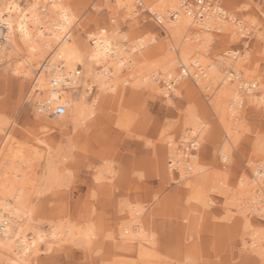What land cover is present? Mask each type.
Returning <instances> with one entry per match:
<instances>
[{"label":"rangeland","instance_id":"374dc122","mask_svg":"<svg viewBox=\"0 0 264 264\" xmlns=\"http://www.w3.org/2000/svg\"><path fill=\"white\" fill-rule=\"evenodd\" d=\"M11 1L30 10L38 1L39 6L47 5V0ZM118 1H65L77 15L72 40L86 43L90 33L104 29L126 46L132 60V68L126 66L119 73L96 124L76 130L69 108L58 125L55 116L40 119L35 98L30 97L35 72L31 78H19L8 64L10 53L0 60V184L33 210L27 237L44 235L30 263L264 264V234L259 233L264 232V212L245 208L248 194L242 188L254 179L255 169L264 170V106L256 102L264 95V39L259 35L264 33V0H228L227 7L246 29L235 31L226 25L222 34H209L208 52L189 49L184 56L189 65L198 59L216 66L219 57L238 51L232 63L243 65L245 82L257 83L255 95L243 94L235 119L225 122L233 125L231 139L226 137L221 109L215 112L210 104L213 89L202 92L187 80L188 87L178 86L177 95L174 90L156 94L145 85L149 73L140 68H156L172 55L164 27L150 15L156 5L168 10L167 0H143L142 14L136 13L139 0H122V7ZM191 32L204 36L197 28ZM141 38L153 43L133 53ZM67 63L72 65L63 64ZM98 93L93 87L88 103ZM225 106L227 100L222 109ZM191 111L203 129L198 136L189 135V141L197 140V157L191 160L197 171L183 178L181 172L168 170L169 142L183 148L182 138L191 134L187 124ZM15 151L21 155L23 186L9 181L11 172L2 166ZM50 156L55 172L51 183L44 177ZM0 189L2 200L3 186ZM254 189L256 195L261 191ZM261 192L264 197L263 184ZM128 228L134 230V238H125ZM253 233L261 237L260 247L253 244Z\"/></svg>","mask_w":264,"mask_h":264},{"label":"bare ground","instance_id":"6f19581e","mask_svg":"<svg viewBox=\"0 0 264 264\" xmlns=\"http://www.w3.org/2000/svg\"><path fill=\"white\" fill-rule=\"evenodd\" d=\"M65 1L66 0H54V2H52V0H47V5L44 6H39V1L35 4L31 2L33 4L31 10L11 0L7 1L4 6L0 3V23L6 24L9 27L10 34L9 47L0 45V60L7 56L5 54L10 53V56H8L10 58H8V64L10 63V65L13 66V71L19 78H31L33 77V72H35V79L33 80L31 88L32 95L30 97L33 96V98H35L34 106L40 119L52 116L53 114L38 112L37 110L40 106L48 104L55 107L56 104H64L67 109L69 108L72 111L73 125L77 130L85 124L88 126L89 124L97 123L99 111L105 108L109 100H111L112 88L117 84L119 73L122 68L126 66L127 68H132L133 64H131L132 60L126 50V46L121 43V41L117 40V38L108 34L104 29L101 31L99 30L100 32L97 34L90 33L89 38H86V43L72 40V24L76 23L75 20L77 19V15L75 14L76 12L74 13V10L70 9L71 7H68ZM139 1L140 3L143 2V0ZM167 2L171 5L168 10L159 8L157 5L149 10L164 22V29L168 35L170 46L168 50L172 55L167 54L166 58L163 59L156 68H140L141 71L147 69L146 71L149 73V76L145 85L156 94H159V91L164 94L169 93L167 89L161 85L159 79L168 82V78L181 77L179 87L181 86V88L183 87L186 90L188 87L187 80L190 79L183 78L179 75L180 73L176 71V66L178 64L177 59H180L179 64L182 62L189 67L190 65L187 64V60L184 58L189 49L194 50V52L204 49V53L208 52L206 48L210 46L212 41L209 35L211 33L200 30V33L204 35L201 37L199 34L191 32L197 27L194 25L192 19L184 14H181L176 21L169 20L167 24L168 11L178 10L180 1L173 3V0H167ZM168 3L167 5H169ZM118 5L122 7V0L118 1ZM47 8L49 12H47ZM233 14L237 16L235 13ZM229 26L232 27L231 25ZM225 30L228 29L225 27ZM259 35L264 39V33ZM152 41L153 40L149 39L146 42L144 38L137 40V45L135 44V46H133V53L148 48V44H152ZM62 53H67V55H63ZM17 56H20L21 59L19 60ZM219 59L220 60L216 62L217 70L214 69V67H216L215 64L207 65L200 62L201 66H203V73L197 86L200 87L199 89L203 90L202 92L207 89H213L210 104L212 108L215 109V112L221 109L219 113L223 116L221 122L224 124L226 137L231 139L234 137L233 125L231 126L228 123L225 124V122L228 119L232 121L235 119L234 115L237 112V107L240 105L242 99L241 96L244 93L240 90L241 86L237 82H229V79L225 80L224 77L220 81L219 75L223 72L219 69V67L222 66L221 62L224 61L228 63L229 61L224 57H219ZM74 60L76 61V65ZM65 61L72 62V65L68 63L64 65L63 63ZM82 62H84V64H82ZM39 63L40 65L38 66ZM45 63L46 66H44ZM36 65L38 67H36ZM58 65H62L64 68L62 75L68 80L70 79V84L68 85H72L76 87V89L67 90L62 92L59 96H54L50 92L49 80L50 74L52 71L56 70ZM242 67L243 65L238 63L231 65V68H235L237 72H241ZM158 69L164 73L158 72ZM60 71L61 70L58 69L56 75L60 73ZM191 71L193 72V70ZM245 83L249 85L248 82ZM133 85L135 86V84ZM93 87H97L99 96L95 97L91 103H88L87 97L91 94ZM173 90L176 92V95L179 94L177 88ZM249 94H251V96L255 95L253 91ZM226 100L229 102V106H225L226 109H222ZM256 102L258 106H264V95H261ZM64 117L65 115H55V118L58 119L55 123L58 125L62 122ZM187 124L191 128V131H189L191 134L182 138L183 140L181 143L184 144L182 149L175 147L172 141H168V153L171 155L168 160V170L171 173L176 171L181 172L183 178H187L186 174L197 171L191 160L196 159L198 151L190 152L188 158L184 153L185 145L189 143V135L195 134L198 136L203 129L199 118L193 111H191L187 117ZM224 149H227L226 145ZM52 159V156H50L47 164L44 165V177L45 180L50 183L55 179ZM20 164H22L21 155L15 151L13 155L6 156L5 164H2V166L4 168L7 167L6 169L11 172V176L8 177L9 181L15 182L18 180L23 186L25 184V178L20 174V172H23ZM199 172L204 171L198 169V173ZM259 172H262V174L260 175ZM253 176L254 179L252 181L243 183L242 185V188L246 189L245 192L248 194L247 203L249 206L245 208H248L250 211V208L253 207L252 209L254 211L263 214L264 197L261 191L262 184L264 186V170L260 168L255 169ZM0 186L4 188L2 200H0V220L4 217H8L10 221L9 227L0 234V261L6 260L10 264H31L30 257L38 253L37 247L38 244L43 241L44 235L36 233L35 238L27 237L28 235L25 233H27L26 231L33 222V210L29 207H25L18 201L19 195L17 193L13 196L9 193L7 186L3 184H0ZM255 187L260 188L261 191H259V193H261H258L259 195H256L257 190L254 189ZM135 214H139V210L136 211ZM244 221L245 224H249L247 218L244 219ZM248 228H251V225H249ZM259 233L261 235L264 234V232ZM133 234L134 230L128 228L125 230L124 235H126L125 238L131 239ZM255 234L257 233L252 234L253 244L256 245V247H260L262 243L261 237H256ZM58 235H61V233L54 234V236Z\"/></svg>","mask_w":264,"mask_h":264},{"label":"built area","instance_id":"2783aa9c","mask_svg":"<svg viewBox=\"0 0 264 264\" xmlns=\"http://www.w3.org/2000/svg\"><path fill=\"white\" fill-rule=\"evenodd\" d=\"M228 0H180L179 9L176 11H169L168 21H176L181 14L192 19L194 25L201 31H205L211 34H222L223 29L226 25H231L235 31L244 30V21L235 16L227 7L226 2ZM143 3H139L137 14L144 13ZM150 13V12H149ZM151 17L154 21L159 25L164 27V22L155 14L150 13ZM264 19V15H263ZM166 20V19H165ZM164 20V21H165ZM9 27L6 24L0 23V45L9 47ZM250 41L248 40L246 44L249 45ZM226 60L231 63L221 62L223 67V77L225 80L229 82H238L241 86L240 90L244 94L251 93L254 89L257 88V83L246 84L245 81L242 80V72H237L235 68H231L233 65L232 60H237L238 51L227 52L223 56ZM46 66V63L45 65ZM60 69V73L56 72ZM193 70V72L191 71ZM64 68L62 65H58L55 71H52L50 74L49 86L50 92L54 96H59L62 92L67 90L76 89V87L70 84V79L65 78L62 73ZM203 66H201L200 61L195 59L190 66H186L182 62L179 64V75L183 78H188L195 82L198 85V81L202 77ZM55 72V73H54ZM229 77V78H228ZM181 77H174L172 79L168 78V82L159 79L161 85L167 89V91L172 93L173 89L178 88ZM211 89H207L206 91H210ZM207 96V94H206ZM38 107V106H37ZM42 108V109H41ZM40 113H53L52 116L55 115H65L67 113V107L64 104H56L55 107L53 105L45 104L40 106L37 110ZM197 140L189 141L188 144L185 145L184 153L189 155L190 152L198 151V147H196ZM261 175L262 172H259ZM264 203V201H263ZM10 221L8 217H4L0 220V234H2L8 227Z\"/></svg>","mask_w":264,"mask_h":264}]
</instances>
